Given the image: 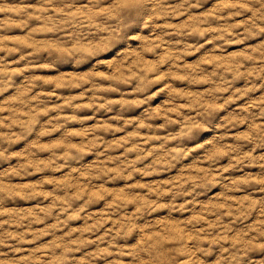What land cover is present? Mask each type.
I'll use <instances>...</instances> for the list:
<instances>
[{
  "label": "clouds",
  "instance_id": "9594fccd",
  "mask_svg": "<svg viewBox=\"0 0 264 264\" xmlns=\"http://www.w3.org/2000/svg\"><path fill=\"white\" fill-rule=\"evenodd\" d=\"M0 264H264V0H0Z\"/></svg>",
  "mask_w": 264,
  "mask_h": 264
}]
</instances>
